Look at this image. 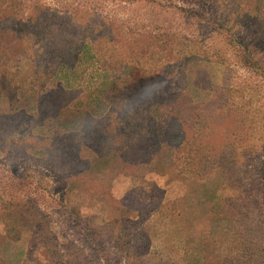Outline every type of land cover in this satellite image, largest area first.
<instances>
[{"label":"rangeland","instance_id":"rangeland-1","mask_svg":"<svg viewBox=\"0 0 264 264\" xmlns=\"http://www.w3.org/2000/svg\"><path fill=\"white\" fill-rule=\"evenodd\" d=\"M33 10L36 13L31 17ZM10 12L16 14L14 29L31 41L25 47L35 65L47 59L45 46H53L47 43V33H40L47 23L58 29L66 26L73 37L92 35L97 44L102 40L110 54H122L124 63L132 61L134 51L146 44L149 51L160 53L161 65L175 71L170 74L175 88L181 87L185 78L195 102H210L205 112L208 124L219 132L232 133L231 138L220 137L218 143L244 142L264 149V0H0V19ZM99 24H103L100 29ZM10 35L0 41V47L12 53L15 48L9 44H13ZM42 37L43 41L33 43ZM134 40L140 44H132ZM14 41L17 43L16 38ZM4 58L0 55V70L5 74V78L0 76V85L4 79L8 83L12 78L19 79L6 73L2 65L10 66L18 60ZM142 61L147 65L154 62L148 55ZM179 67L184 68L183 72ZM5 85L0 87L4 89ZM78 94L77 89L62 94L61 102L68 104L60 112V123L79 120L80 110L75 105ZM54 97L59 102L60 93ZM170 98L175 102L174 95ZM2 100L0 97V105ZM47 101L40 100L42 110ZM45 122L44 127L35 130L26 126L21 135L16 131L10 139L4 137L6 125L0 122V232L25 228L10 236L6 254L29 250V231L46 226L63 251L73 243L83 251L86 264H103V255L96 254L84 240L82 223L93 218L97 230L113 218L134 219L138 215L135 209H141L143 225L152 226L150 251L155 252L154 259L165 256L171 264L192 263L189 254L195 247L207 245L201 248L202 254L210 257L213 250L222 252L233 245L234 228L217 219L221 209L210 199L217 178L203 187L194 182H169L175 156L165 146L167 143L145 162H113L103 170L93 168L79 174L82 165L57 153L54 141L49 140L55 123L51 118ZM239 130L247 132L246 137ZM36 149H44L45 155ZM163 170L165 174H161ZM9 177L16 181L10 189L4 188ZM156 184L166 189L165 197L180 199L179 210L169 218L160 219L150 213L153 207L149 197ZM69 210L79 217V224L69 223ZM13 211L21 214L15 216ZM98 233L106 237L104 228ZM43 247L42 243H34L32 258L43 259ZM119 253L111 246L108 257L124 258Z\"/></svg>","mask_w":264,"mask_h":264},{"label":"trees","instance_id":"trees-1","mask_svg":"<svg viewBox=\"0 0 264 264\" xmlns=\"http://www.w3.org/2000/svg\"><path fill=\"white\" fill-rule=\"evenodd\" d=\"M35 13L33 10L31 17ZM15 16L10 12L0 19V41L3 42V38L11 34L8 37L13 38V44H9L15 48L10 53L7 47H0V55L6 56L4 59L7 61L18 60L10 66L2 65L6 73L19 77L12 78L9 83L4 79L2 84L8 85L4 89L0 87V97L3 98L0 122L6 125L5 138H12L16 131L21 135V129L29 125L32 130L44 127L45 120L51 118L55 130L49 134V140L54 141L57 153L68 155L69 162L82 165L79 174L93 168L103 170L113 162L121 165L125 162H145L146 157L155 155L162 149V144L167 143L165 146L172 149L175 156L169 182H194L203 187L212 178H217L210 199L215 207L221 209L217 219L234 228L231 247L222 252L213 250L211 256L207 257L202 254L204 250L201 248L208 246L202 244L189 254L192 263L189 261L185 264H264L263 148L244 142L241 145L218 143L220 137L231 138L232 133L219 132L214 125L208 124L205 112L210 102H195L185 78H182L181 87L175 88L174 76L170 75H174L175 71L161 65L160 53L149 51L146 44L134 51L132 61L124 63L121 61L122 54H110L102 40L97 44L92 35L73 37V31H67L66 26L58 29L47 23L40 33L42 36L47 33L44 35L47 43H53V46H45L43 54L47 59L35 65L28 47H25L31 41L24 33L14 29ZM102 26L99 24L97 28ZM50 29L57 32H48ZM135 41L137 45L140 44L138 40L131 43ZM146 55L154 62L143 64ZM181 69L183 72L184 68L179 67ZM0 76L5 78L2 70ZM76 89L80 93L75 103L80 110L77 115L79 120L60 123V112L68 104L61 102V96L66 91ZM56 93H60L59 102L54 97ZM171 94L175 102L170 98ZM41 99L49 100L43 110ZM7 116L18 121H10ZM4 118L5 121H2ZM239 132L246 137L247 132ZM11 140L15 142V139ZM36 151L45 155L44 149ZM161 174H165V171ZM15 181V178L9 177L4 188L10 189ZM153 190L149 197L153 217L169 218L179 210V198L173 200L165 197L166 189L158 184ZM5 192L7 197H11L9 191ZM134 212L138 214L134 219L125 217L105 221L100 228H104L105 238L100 237V229H95L94 219H86V223H82L84 240L96 254L103 255V258L100 257L103 264H109V260H112L111 264L115 261L118 264H171L165 256L164 259H154L155 252L150 251L152 226L143 225L141 209ZM67 213L70 224L80 223L74 212L69 210ZM19 214L20 211H13L15 216ZM214 220L217 225L220 224V221ZM21 228L25 229L13 227L4 234L0 232V239H3L0 242V264H86L80 248L70 243L63 251L54 242L51 229L46 226L29 231V250L12 256L6 254L10 236ZM34 243L43 244L46 252L43 259L32 258L31 247ZM111 246L118 249L124 258L108 257ZM144 260H147L146 263H143Z\"/></svg>","mask_w":264,"mask_h":264}]
</instances>
